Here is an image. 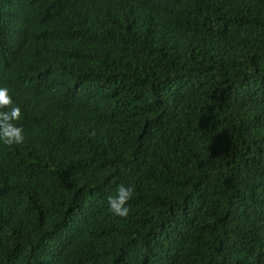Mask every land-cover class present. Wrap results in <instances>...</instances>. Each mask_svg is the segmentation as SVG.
Listing matches in <instances>:
<instances>
[{
	"label": "trees",
	"instance_id": "obj_1",
	"mask_svg": "<svg viewBox=\"0 0 264 264\" xmlns=\"http://www.w3.org/2000/svg\"><path fill=\"white\" fill-rule=\"evenodd\" d=\"M0 85V264H264V0H0Z\"/></svg>",
	"mask_w": 264,
	"mask_h": 264
},
{
	"label": "clouds",
	"instance_id": "obj_2",
	"mask_svg": "<svg viewBox=\"0 0 264 264\" xmlns=\"http://www.w3.org/2000/svg\"><path fill=\"white\" fill-rule=\"evenodd\" d=\"M21 116L22 110L14 104L9 88L0 85V143L6 145L23 143L24 130L15 123ZM133 195L134 188L131 185L118 183L107 196L106 205L116 216L127 217L130 211L128 202Z\"/></svg>",
	"mask_w": 264,
	"mask_h": 264
}]
</instances>
